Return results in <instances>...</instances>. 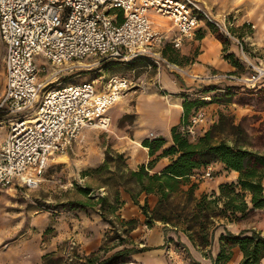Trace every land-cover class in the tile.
Returning a JSON list of instances; mask_svg holds the SVG:
<instances>
[{"label":"built area","instance_id":"1","mask_svg":"<svg viewBox=\"0 0 264 264\" xmlns=\"http://www.w3.org/2000/svg\"><path fill=\"white\" fill-rule=\"evenodd\" d=\"M149 11L172 21L175 34L169 42L175 49L193 37L201 24L209 23L235 41L241 57L253 68L247 80L264 79V69L249 62L233 34L232 20L197 0H0L5 69L0 129L6 127L0 139V189L10 187L14 179L25 188H35L49 160L65 153L84 128L109 127V109L134 86L129 77L99 75L95 80L66 82L45 90L61 73L108 62H142L144 68L156 71L176 67L162 54L168 30L154 28ZM37 56L49 63V72L37 66ZM222 77L232 76L212 73L208 78ZM205 113L198 109L184 126L192 140L199 135L197 128ZM199 178H212L210 165ZM121 209L118 214L125 218ZM77 247L73 237L66 239L61 247L65 262L76 260ZM178 253L179 246H174L171 254Z\"/></svg>","mask_w":264,"mask_h":264},{"label":"trees","instance_id":"2","mask_svg":"<svg viewBox=\"0 0 264 264\" xmlns=\"http://www.w3.org/2000/svg\"><path fill=\"white\" fill-rule=\"evenodd\" d=\"M205 25L221 42L223 58L233 68H241L242 63L235 53L228 50L227 39H223L209 23ZM232 32L237 35V31L232 29ZM203 36L204 33L197 30L194 38L202 39ZM162 54L177 65L193 62V58L180 55L170 42L164 44ZM110 64L117 63L110 62L108 65ZM217 88L204 87L199 96L195 93L189 94L188 91L180 93L182 117L180 124L170 129L171 144L166 146L167 141L162 136L141 140V145L147 149L149 156L146 164L142 163L137 168L130 169L123 153L107 147L102 164L90 171L96 174L105 171L106 179L102 182L104 194L92 195L89 187H76L84 199L70 201V208L91 209L109 226L105 242L98 251L83 258L84 264H118L132 254L150 249L146 246H135L130 241L129 234L138 226L139 219H126L118 214L125 204L120 196L121 191L128 194L132 204L138 207L147 228L159 222L164 225V233L167 230L182 232L192 246L202 251L208 259L207 262H200L189 258L187 264H228L232 249L236 246L242 252L239 264H259L264 258V235L253 230L235 234L226 228L218 237L216 255H211L215 233L220 227L217 224L219 219L233 222L245 218L253 209L264 208V121H260L257 115H251L234 123L232 117L221 113L218 122L195 140L184 130L188 119L200 107L209 104L202 99L203 94ZM223 95L226 102L246 104L254 106L256 111H264V86L244 88L242 91L236 87H227ZM256 122L259 123L255 127ZM226 127L230 139L222 136L214 141L215 133L223 135ZM163 157H167L169 162L159 171H153L158 160ZM213 163H221L224 170L237 172L236 183H223L219 185L218 193L212 191L196 196L198 184L192 177L198 178L202 173L200 170ZM142 193L157 196L153 208H149L146 200L139 202L138 198ZM246 195H249L250 206L245 200ZM113 240L120 248L106 256V243ZM169 240L173 241L174 238ZM174 242L179 245L178 241ZM46 258L47 255L42 256V264H45Z\"/></svg>","mask_w":264,"mask_h":264},{"label":"rangeland","instance_id":"3","mask_svg":"<svg viewBox=\"0 0 264 264\" xmlns=\"http://www.w3.org/2000/svg\"><path fill=\"white\" fill-rule=\"evenodd\" d=\"M204 2L213 13L219 12L225 14L232 20L234 24L232 29L237 31V35L233 34L236 37H238V33L240 34L238 38L243 45L249 62L255 67L264 69V0H204ZM148 17L152 20L154 28L164 29L163 31L168 30L167 35H169V38L166 42H169L172 34H175V29L172 28V21L154 11H149ZM199 31L202 32L203 30ZM222 38L227 39L229 43L228 50L232 49L242 63V67L233 68L229 71H212V73H221L227 76L231 75L232 77L203 79L200 81L193 80L195 84L189 83L190 90H188V93H195L198 96L201 95L200 91L204 87H218L216 90L203 94V96L208 97L204 101L209 102V104L200 107L206 112V118L200 123L202 129H205L201 135L205 131L210 130L218 122L221 113L232 117L234 123H238L245 116L251 115H257L260 121H264V111H256L254 106L246 104L226 102L223 94L227 87H236L241 91L244 88H258L264 86V79L255 83L249 82L247 78L253 73V68L241 57L235 41L224 35H222ZM194 40V37L190 40H184L181 47L177 49L179 54L182 55L181 50L185 44L191 43L193 47L191 48L189 57L193 58L196 56L198 48L195 46ZM218 42L222 48L221 42ZM250 43L255 44H252V46ZM82 62L85 63L86 61ZM36 64L38 67L45 66L47 72L51 70L49 63L42 56L36 57ZM108 64L99 63L91 67L84 66L71 72L65 71L60 74L61 76L56 82L50 83L45 87V90H47L66 83L65 81L76 83L95 80L99 75L106 78L110 76L129 77L133 80L132 83L134 85L124 94L118 103L109 109V127L107 129L84 128L72 141L65 153L54 155L49 160L41 180L35 188L28 189L23 186H10L0 190V252L6 246L11 245V243H23L24 247L30 250L35 248V246L42 247L53 232L50 226L53 224L59 211L70 208L68 205L70 201L84 199L77 192L76 187H89L92 195L96 193L104 194L105 190L102 187V182L106 179L105 171L97 174L90 171H93L102 164L107 147L116 151L113 147L123 146L124 143H127V147L141 149V142L137 143L132 139V132L134 130L132 108L137 94L149 92L150 89L160 86L155 77L157 71L153 68H144L142 62ZM175 65L176 67L174 68H164L166 72L177 76L176 79L178 80L182 78L192 79L188 75L189 72L185 70V65ZM138 84L139 86H137ZM4 86V52L0 48V100L3 95ZM258 123L256 122L254 126L256 127ZM227 131L228 128L226 127L223 135L216 132L214 141H218L222 136L230 139ZM5 133L6 127L4 126L0 129V139L5 137ZM147 137L154 138L150 134ZM136 153L139 154V152ZM100 236L101 227L97 225L92 229V240L95 241V244L99 241ZM2 255L6 257L8 254L6 252L0 254V256ZM46 255L45 264H69L64 261L61 254L48 253ZM83 261L84 259L77 256L73 264H84Z\"/></svg>","mask_w":264,"mask_h":264},{"label":"crops","instance_id":"4","mask_svg":"<svg viewBox=\"0 0 264 264\" xmlns=\"http://www.w3.org/2000/svg\"><path fill=\"white\" fill-rule=\"evenodd\" d=\"M197 1L207 7L204 0ZM216 14L221 13L217 12ZM156 29L160 30L161 28ZM198 30H203L204 36L202 39L194 40L195 46L198 48L197 54L193 57V62L184 66L185 70L189 74L193 73L192 75H197L201 78L198 81L209 79L208 77L212 74V71L232 70L233 67L223 58V55H220L222 53L221 45L207 29L206 25L201 24ZM167 37L169 38V35ZM193 37L187 40L193 39ZM252 44L255 43H250V45ZM192 47L193 45L191 43L185 44L181 50L182 55L189 56ZM229 51L231 52L232 49ZM155 77L160 83V90L154 87L149 92L139 93L135 96V102L132 108L134 114L132 139L140 143L143 138H146L151 133L153 137H164L167 141L166 146H168L171 144V127L179 125L181 122L182 98L180 93L190 90L189 86L191 82L195 84V81H193V78L190 80L186 78L178 80L176 79L177 76L166 72L164 67H161L157 71ZM197 130L201 134L205 129L203 130L202 125H199ZM126 144L124 143L123 146L113 148L119 153H124L127 157V166L130 169H135L138 165L147 163L149 156L145 147L141 146V149H134L127 147ZM136 152H139V154ZM168 162L169 159L167 157L160 158L153 171H159ZM210 166L212 168L211 179L192 177V180L198 184L195 190L196 196L212 191L218 193L220 184L236 183L237 181V172L224 170L221 163H213ZM204 169H201L200 172H203ZM262 185H264V179H262ZM11 186L21 185H19L17 179H14ZM120 196L125 202L121 209V215L125 218L134 217L139 219L138 226L129 234L130 241L135 246H146L150 249L132 254L124 262L118 264H182L184 261L187 264L189 258L200 262L208 261L202 254V251L194 248L182 232L175 233L167 230V233H164V225L159 222L147 228L143 224V215L138 207L132 204L129 195L121 191ZM138 199L140 203L146 200L149 208H153L157 201V196L142 193ZM245 200L250 206L249 195H246ZM217 224H220V227L216 230L211 247L212 256H215L218 251V237L223 233L224 228L235 234L245 230H253L264 235V208L253 209L245 218L233 222L219 219ZM97 225L101 227V236L97 244H95V241L92 240V229ZM50 228L53 229V232L49 236L48 241L40 248L35 246V248L30 250L24 247L23 243H11V245L6 246L0 254L7 252L8 255L6 257L3 255L0 256V264H42L43 255L48 253H57L60 255L63 243L70 237L76 240L78 244L77 255L83 259L99 250L109 232L108 224L101 219L98 213L88 208H66L60 210ZM171 237L174 238L173 241L169 240ZM174 241H178L179 245H176ZM174 246H179V253L177 255L171 254ZM119 248L115 240L107 242L106 256ZM241 260L242 252L236 246L232 249V257L228 264H239ZM259 264H264V258L260 260Z\"/></svg>","mask_w":264,"mask_h":264}]
</instances>
